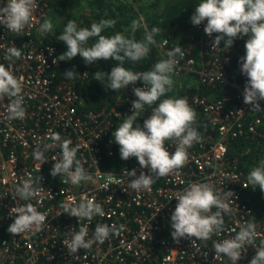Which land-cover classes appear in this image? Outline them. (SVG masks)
<instances>
[{"label":"built area","instance_id":"built-area-1","mask_svg":"<svg viewBox=\"0 0 264 264\" xmlns=\"http://www.w3.org/2000/svg\"><path fill=\"white\" fill-rule=\"evenodd\" d=\"M54 1L36 0L32 25L21 33L9 32L0 24V63L11 65L14 75L24 78L26 109L24 119L10 120L7 118L10 98H0V213L8 225L16 215L12 208L26 203L48 214L40 230L17 236L9 233L0 240V264H232L223 254L216 257L214 244L234 237L240 226L253 222L257 233L254 244L245 245L242 259L237 262L250 264L264 240V220L256 218L249 200L247 174L238 160L230 157L229 151L231 140L256 138L264 124V109L252 112L251 105L243 99L247 77L241 72V57L246 54L247 37L237 38L230 49L225 48L224 41L220 47L213 48L218 34L209 37L205 33L207 21L183 39L174 38L173 34L154 37L161 60L175 47L184 50L183 59L177 56L179 63L172 76L171 98L186 97L196 110L195 127L202 140L188 149L189 161L183 168L155 179L150 190L137 192L128 187L136 177L124 176V171L135 169L137 177L141 172L151 175L150 171L142 168L135 157L114 160L113 166L105 160L114 157L119 148L113 136L116 127L134 112L131 102L137 97L133 87L144 84L137 81L119 91L111 106L81 114L83 101L74 82L56 79V68L61 61L54 64L53 59L61 54L50 41L51 34L41 35L37 31L45 19H50ZM120 1L138 12L151 3ZM6 3L7 0H0V7ZM144 11L140 12L143 18ZM13 46L22 55L9 60L7 49ZM50 48L54 51L49 52ZM186 87L197 90L189 94ZM259 103L264 108V100ZM156 106H145L138 113L136 123L142 126ZM53 133L71 139L72 146L80 145L77 158L86 171V179L80 184H66L64 175H51L56 163L52 157L61 156L59 147L46 152V162L33 158L36 145L39 143L43 149L44 144L52 143ZM166 147L170 153L175 151L174 143H166ZM29 176L43 178L39 185L41 194L28 201L20 200L15 189ZM193 182H209L222 196L233 192L234 196L228 197L231 212L223 213V229L213 233L210 239L192 237L176 242L171 235V216L178 203L175 197ZM69 197L76 203L85 197L94 198L102 205L104 215L97 214L88 221L65 213L62 205ZM80 224L88 226V238H93L98 224L124 225V230L119 236L110 235L103 245L72 253L63 240L70 238L68 232L74 228L78 231Z\"/></svg>","mask_w":264,"mask_h":264},{"label":"clouds","instance_id":"clouds-1","mask_svg":"<svg viewBox=\"0 0 264 264\" xmlns=\"http://www.w3.org/2000/svg\"><path fill=\"white\" fill-rule=\"evenodd\" d=\"M36 7V0H7V3L0 7V24L5 25L9 32L21 33L32 25ZM143 19L140 17L132 21L133 32L141 27ZM190 19L194 26L207 21L204 31L209 37L213 33L218 34L213 41V48L220 47L221 42L224 41L225 48L230 49L237 38L247 37L246 54L241 57V72L247 77L243 99L245 104L251 105L252 112L264 109L259 103L264 100V0H201ZM115 24L114 19H102L93 22L90 27H80L74 20H69L63 33L58 37L59 41L66 44L67 50L54 58L53 63L71 61L77 55L81 56L88 65L100 60L114 59L120 62L119 65L113 67L110 74L96 71L93 73L94 80L102 82L106 77L108 80L106 88L116 92L129 85H135L137 81L143 82L144 87H133L137 97L132 101L133 114L126 116L113 133L114 142L119 145L121 158L128 160L135 157L141 167L151 173L149 175L141 172L137 177L135 169L124 171V176L136 177L130 181L128 187L139 192L150 190L155 179L174 174L183 168L189 161L188 149L194 143L200 142L202 135L195 127L197 112L186 97L161 99L172 90L174 84L172 76L175 66L179 63L177 56L184 58L183 48L178 46L168 51L167 58L155 63L150 70L134 72L124 66L125 62H137L146 57L150 51L149 46L155 43L154 36L159 34L160 29L153 27L141 41L128 38L119 32L111 36L102 35L106 29ZM143 26L147 28L146 24ZM52 30L51 19H45L37 29L41 35L49 34ZM93 39L95 42L89 45V41ZM52 51L54 49L50 48L49 52ZM21 55V50L13 46L7 49L6 58L11 60L20 58ZM63 73L67 79H74L78 74L74 68ZM82 74L86 75L87 72ZM23 80L22 76L14 75L11 65L0 63V98L5 96L10 98L11 102L7 105V118L10 120L24 119L26 116ZM157 101L159 104L152 109L150 117L142 126L137 124V118L140 116L138 113L143 112L146 105L152 106ZM50 139L52 143L44 144L43 149L39 143L36 145L33 158L36 161L46 162V152L59 147L61 156L59 159L52 157L56 163L51 175L53 177L64 175L66 184L69 182L72 185L80 184L86 179V171L81 160L77 158L80 145L72 146L71 139H63L59 133H53ZM169 142L175 144V151L172 153L166 147V143ZM42 179V177L33 179L29 176L28 179L23 180L15 189L16 197L28 201L40 196L39 185ZM108 179L111 180V176ZM247 181L252 188L258 186L264 191V160L252 168ZM104 187L108 185L105 184ZM229 196H234V193L228 191L227 196H222L209 182L190 183L175 197L178 203L171 216L173 239L176 242L181 238L192 237L196 240H208L213 233L221 231L225 223L223 213L231 212ZM62 207L65 213L80 220L91 221L97 214L104 215L102 205L95 202L94 198L85 197L76 203L69 197ZM213 208L216 209L215 212ZM12 211L16 215L8 231L16 236L40 230L48 215L39 211L32 203L14 207ZM74 229L68 232L70 238L64 239L63 243L72 253H77L79 249L87 250L93 245H103L110 235L119 236L124 230V225L117 227L116 224L111 226L98 224L93 238H88L87 225L80 224L78 231ZM256 235V224L245 223L240 226L239 232L234 237L214 244L216 257L223 254L232 261V264H237L242 259V249L245 245H253ZM250 264H264V241L256 249Z\"/></svg>","mask_w":264,"mask_h":264},{"label":"trees","instance_id":"trees-1","mask_svg":"<svg viewBox=\"0 0 264 264\" xmlns=\"http://www.w3.org/2000/svg\"><path fill=\"white\" fill-rule=\"evenodd\" d=\"M87 2L91 8V15L80 13L79 6ZM201 0H153L144 9L145 18L135 32L131 28L133 20H138V11L128 4L120 0H55L52 5V11L59 19V24L50 33V41L57 47L60 54L67 50L64 42L59 41L58 37L63 33V30L69 20H74L80 27H90L93 22H99L102 19H114L116 24L113 27L106 29L102 35L111 36L116 33H122L128 38H135L137 41L144 40L146 33H150L153 27L160 29L159 34L154 37L156 39L173 34L174 38H185L186 35L195 33L196 27L191 23V16L194 9ZM146 24L147 28L143 25ZM95 40H90L89 45ZM149 54L137 62L126 61L124 66L132 71H147L152 66L159 62L158 50L156 46L151 44ZM119 61L114 59L100 60L92 65L85 63L84 59L77 55L71 61H61L56 68L57 81L74 82L77 92H79L83 101L80 106V113L86 114L89 111H98L104 107H109L118 96L119 91L106 88L108 80L100 82L94 80L96 71L100 70L106 73L111 72L112 68L119 65ZM78 72L74 79H67L64 76L65 71L73 69ZM87 72V74H82ZM81 73V74H80ZM197 89L194 87L185 88V92L193 93ZM172 92L166 93L164 98L171 97ZM135 98L134 100H136ZM132 103V102H131ZM159 104V101L152 106ZM147 106L146 108L152 107ZM262 133L256 138L241 137L233 139L229 144L231 158H237L239 165L246 172L247 176L253 167L258 166L261 160H264V124L261 126ZM119 148L116 149L115 156L106 159L107 165L113 166L114 160H121ZM122 162V161H120ZM119 164V162H118ZM105 167V165H104ZM109 169V168H107ZM250 204L257 212L256 218L264 220V191H261L257 186L255 189L248 190ZM9 225L2 218L0 213V240L9 235Z\"/></svg>","mask_w":264,"mask_h":264},{"label":"rangeland","instance_id":"rangeland-1","mask_svg":"<svg viewBox=\"0 0 264 264\" xmlns=\"http://www.w3.org/2000/svg\"><path fill=\"white\" fill-rule=\"evenodd\" d=\"M150 1L152 2L153 0H149V1L147 0L146 3L148 4ZM79 10H80V13H82L84 15H91V8H90V6L88 5L87 2H84L81 6H79ZM137 11H138V9H137ZM143 11H144V9L140 8V10L138 12L139 18L141 17L140 12H143ZM50 19L53 22V30H54L57 27V25L59 24V19L56 17V15H55V13L53 11H51ZM234 159H237V158H234ZM249 200H250V198H249Z\"/></svg>","mask_w":264,"mask_h":264}]
</instances>
